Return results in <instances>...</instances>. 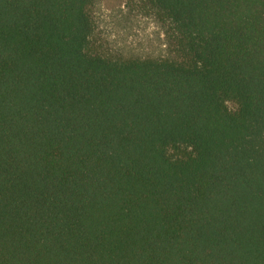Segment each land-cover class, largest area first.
Here are the masks:
<instances>
[{
  "label": "trees",
  "instance_id": "16d2710c",
  "mask_svg": "<svg viewBox=\"0 0 264 264\" xmlns=\"http://www.w3.org/2000/svg\"><path fill=\"white\" fill-rule=\"evenodd\" d=\"M146 1L176 60L0 0V264H264V0Z\"/></svg>",
  "mask_w": 264,
  "mask_h": 264
},
{
  "label": "rangeland",
  "instance_id": "374dc122",
  "mask_svg": "<svg viewBox=\"0 0 264 264\" xmlns=\"http://www.w3.org/2000/svg\"><path fill=\"white\" fill-rule=\"evenodd\" d=\"M92 49L114 60H176L170 26L148 1L93 0ZM234 110L236 105L228 104Z\"/></svg>",
  "mask_w": 264,
  "mask_h": 264
}]
</instances>
